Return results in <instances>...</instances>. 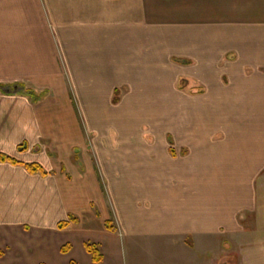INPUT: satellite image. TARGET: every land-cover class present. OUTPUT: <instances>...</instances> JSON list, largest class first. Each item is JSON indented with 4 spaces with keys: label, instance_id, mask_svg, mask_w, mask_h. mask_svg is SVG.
<instances>
[{
    "label": "crops",
    "instance_id": "crops-1",
    "mask_svg": "<svg viewBox=\"0 0 264 264\" xmlns=\"http://www.w3.org/2000/svg\"><path fill=\"white\" fill-rule=\"evenodd\" d=\"M168 50L173 71L161 66L155 83L164 93L172 86L173 127L160 132L164 112L159 132L136 131L139 121L123 130L117 111L145 107L122 92L144 95L151 59L166 60ZM0 84L10 85L0 90V153L60 173L0 162L1 229L22 238L18 225L28 223L36 236L24 244L48 226L70 227L84 246L85 235L99 245L104 260L91 264H228L226 255L238 261L233 245L260 230L264 0H0ZM26 88L49 93L33 102ZM85 126L98 134L97 163ZM79 146L92 176L77 165ZM68 150L76 166L57 169ZM70 214L77 221L59 230ZM122 240L128 250L143 243L147 259L122 262Z\"/></svg>",
    "mask_w": 264,
    "mask_h": 264
},
{
    "label": "rangeland",
    "instance_id": "rangeland-1",
    "mask_svg": "<svg viewBox=\"0 0 264 264\" xmlns=\"http://www.w3.org/2000/svg\"><path fill=\"white\" fill-rule=\"evenodd\" d=\"M169 53V54H168ZM172 51H167V57L166 60H160V61H153L151 59L150 63V69H149V84L145 85V92L144 95L142 93H134L130 94L127 93L128 91L122 92L123 98L125 100H131L136 102H141L140 104L144 105L145 110H139V111H129V114L126 110L119 109L117 112L119 113V122L121 124V127L123 130L128 131V128L131 127L127 123L137 122L140 123L136 127V131L138 132H159L157 130L159 122L162 124L160 117H163V113L166 112V120L164 124L159 128H164V130L160 129V132H167L169 129L173 126L170 125V123L173 122V106L175 103L174 98V92L172 90V86L168 87L166 89V92H160L159 88L157 89L158 84V74L162 72L161 66L164 67L166 73L169 75L173 71L174 61H172L171 54ZM156 82V83H155ZM10 86V85H9ZM9 86H3L2 89H10ZM14 86L16 89H20V85L15 84ZM9 87V88H8ZM161 89V88H160ZM123 90H129L128 88H123ZM142 96V97H141ZM128 98V99H127ZM121 102L120 104H122ZM115 105V106H114ZM114 108H116L119 103L114 104ZM148 109V110H146ZM149 111V112H147ZM110 115V114H109ZM125 115L129 120L126 122H123L120 118ZM147 118V119H146ZM117 119V120H118ZM149 121L155 122V125L152 126ZM169 123V125L167 124ZM106 127V126H105ZM104 133H112L113 141L114 137L113 135L118 134V130L115 129L114 126H108L107 128H104ZM88 130L85 126V133L87 137H89V141L86 144L85 147L89 148L91 162L97 163V156L94 151V140L93 137L98 134L94 133L93 131ZM91 136V137H90ZM102 143L104 145L110 146V141L106 136L104 137ZM115 143V142H114ZM109 144V145H108ZM83 146H79L74 148V157L77 158V162H75L76 158H73V151L68 150V154H64L63 156H60L56 159H54V162L56 164L57 169H60V163L62 161H67V164L69 165V168H72L71 162L73 165L77 163L81 168H84L85 166L88 168V174L90 176L93 175L92 168L93 166L90 165L88 157H86L83 153ZM19 149V147H18ZM21 151V150H18ZM87 152V151H86ZM65 153V152H64ZM76 166V165H75ZM59 173V172H58ZM56 173V174H58ZM39 174V173H38ZM46 174H55L53 171H48ZM55 174V175H56ZM60 174V173H59ZM71 174L74 176V171H71ZM102 187L105 190V195L108 198L107 193V185L102 181ZM258 193H259V208L257 211V215L260 218L261 222V228L256 232V234H252L251 236H248L245 240L241 239L236 244L233 245L232 249L236 250L238 253V261H236V256L232 255H226L224 257V261L228 264H264V193H263V187H262V181H259L258 185ZM92 198L95 199L97 203V207L101 210L102 207L100 205L101 202L99 196L96 194L95 190L90 189ZM101 193V191H100ZM98 209L95 207L92 212H96ZM111 210V208H110ZM81 210L79 212V215L82 217L85 216L86 212L90 213L89 210H85L82 212ZM65 214L68 215V210L65 209ZM3 215L0 214V264H71L68 262V257L66 254L61 252V248L67 244L70 243L72 245V259H74V262L77 264H91V255L87 252L84 244L82 243V236L78 238L77 236H74L73 234V228L68 227L67 230L58 231L57 228H46L43 231V234L39 235L40 237L34 239L33 243L30 245H27L23 243L24 240L31 238L33 232L31 231V228L29 227L28 223H21L18 226L23 229L21 233H23V237L19 238L21 236H18L17 234H13V232L9 231L8 229L2 231V226L5 218L1 219ZM60 216V215H59ZM58 223V222H57ZM56 227V224H55ZM19 229V228H18ZM7 230L9 232H7ZM11 232V233H10ZM121 239V237H119ZM86 241L93 242L94 240H90L91 238L85 235L84 238ZM120 239L118 242V245L120 244ZM123 242V240H122ZM143 242V240H142ZM146 244V243H145ZM74 245V249H73ZM142 245L137 244L136 247H132L134 245H130V249L125 248V243L123 242V245L121 249L118 250L120 246H118V257L121 258L122 262L127 263L128 261L133 260H139L143 261L146 260L147 257H144L142 254ZM99 247V245H98ZM109 256L106 258L107 261H109ZM104 260V259H103ZM103 262V261H102Z\"/></svg>",
    "mask_w": 264,
    "mask_h": 264
},
{
    "label": "trees",
    "instance_id": "trees-1",
    "mask_svg": "<svg viewBox=\"0 0 264 264\" xmlns=\"http://www.w3.org/2000/svg\"><path fill=\"white\" fill-rule=\"evenodd\" d=\"M173 60H175L177 62L180 61V62H184V63H190L189 61H181V60H178L177 58H173ZM3 86H5V85L0 84V90H1V88H3ZM22 93L29 96L33 102H39V101L43 100L48 95L49 90L36 91L33 88H26L22 91ZM120 94H121L120 90L117 89L114 93L113 103L117 104L120 101ZM23 149H25V144H21L19 146V150H23ZM171 153H172V155H175V152L173 149H171ZM0 162H8L12 165H22L32 174L40 173V174L46 175V171L44 170V168L41 164H39V163H23V162L17 160L16 158H14L10 155L4 154V153H0ZM76 221H77V218L73 214H70L68 220L60 221L58 223V228L59 229H65L72 222H76ZM106 227L110 231H113V232L117 231V228L115 227V225H112L111 220L106 221ZM189 243L192 245V242L190 240H189ZM71 248H72V245L70 243H67L61 248V252L62 253H68L71 250ZM85 248H86L87 252L91 255L93 262L99 263L103 260V254L101 253L97 244H95L93 242H86ZM71 264H76V263L72 260Z\"/></svg>",
    "mask_w": 264,
    "mask_h": 264
}]
</instances>
